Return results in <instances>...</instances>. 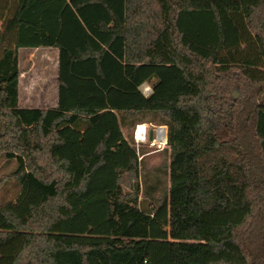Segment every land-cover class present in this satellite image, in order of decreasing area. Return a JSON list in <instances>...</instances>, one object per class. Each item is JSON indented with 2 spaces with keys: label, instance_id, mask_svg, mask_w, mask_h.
<instances>
[{
  "label": "trees",
  "instance_id": "16d2710c",
  "mask_svg": "<svg viewBox=\"0 0 264 264\" xmlns=\"http://www.w3.org/2000/svg\"><path fill=\"white\" fill-rule=\"evenodd\" d=\"M39 46L58 104L23 108L19 49ZM144 112L171 150L152 208L122 131ZM1 155L21 190L0 264H264V0H0Z\"/></svg>",
  "mask_w": 264,
  "mask_h": 264
},
{
  "label": "rangeland",
  "instance_id": "374dc122",
  "mask_svg": "<svg viewBox=\"0 0 264 264\" xmlns=\"http://www.w3.org/2000/svg\"><path fill=\"white\" fill-rule=\"evenodd\" d=\"M148 84L152 86V82ZM142 89H144V86H142ZM131 119H138L139 123H146L149 127L164 126L168 129L165 118L157 112L136 114L131 116ZM139 123L133 126L125 123L122 130L139 156L138 177L131 180L133 184H139L138 205L142 208H152L156 205L158 197L168 192L170 187L169 163L171 150L167 144L159 146L154 143L150 136L137 147L134 130ZM17 166L18 163L15 158L0 156V206L15 200L20 193L21 185L12 176ZM134 190L135 187L130 186L129 180L125 182V193H132Z\"/></svg>",
  "mask_w": 264,
  "mask_h": 264
},
{
  "label": "crops",
  "instance_id": "0c3cea01",
  "mask_svg": "<svg viewBox=\"0 0 264 264\" xmlns=\"http://www.w3.org/2000/svg\"><path fill=\"white\" fill-rule=\"evenodd\" d=\"M58 67L59 49L57 47L39 46L19 49L20 107L48 109L57 106L59 98ZM131 116L126 119V125L133 126L140 122L138 119H131Z\"/></svg>",
  "mask_w": 264,
  "mask_h": 264
},
{
  "label": "built area",
  "instance_id": "2783aa9c",
  "mask_svg": "<svg viewBox=\"0 0 264 264\" xmlns=\"http://www.w3.org/2000/svg\"><path fill=\"white\" fill-rule=\"evenodd\" d=\"M142 86H144V89H142ZM142 86H141V90L145 95H149L152 92V86H150L148 83H144ZM140 127H141V123L137 124L134 130V138L137 147L139 146L140 143L146 141L151 133L154 143L158 144L159 146L167 144L168 129L166 127L164 126L149 127L148 124L146 123H143V129H140Z\"/></svg>",
  "mask_w": 264,
  "mask_h": 264
},
{
  "label": "bare ground",
  "instance_id": "6f19581e",
  "mask_svg": "<svg viewBox=\"0 0 264 264\" xmlns=\"http://www.w3.org/2000/svg\"><path fill=\"white\" fill-rule=\"evenodd\" d=\"M141 124H142V125H141L140 129H143V123H141ZM140 133H142V132H140ZM140 133H139V134H140Z\"/></svg>",
  "mask_w": 264,
  "mask_h": 264
},
{
  "label": "water",
  "instance_id": "95a60500",
  "mask_svg": "<svg viewBox=\"0 0 264 264\" xmlns=\"http://www.w3.org/2000/svg\"><path fill=\"white\" fill-rule=\"evenodd\" d=\"M150 137L152 138V133L150 134Z\"/></svg>",
  "mask_w": 264,
  "mask_h": 264
}]
</instances>
